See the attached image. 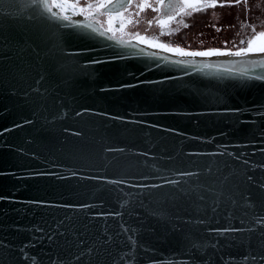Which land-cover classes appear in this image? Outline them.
Listing matches in <instances>:
<instances>
[{
	"label": "water",
	"instance_id": "95a60500",
	"mask_svg": "<svg viewBox=\"0 0 264 264\" xmlns=\"http://www.w3.org/2000/svg\"><path fill=\"white\" fill-rule=\"evenodd\" d=\"M56 31L42 19L0 15V240L13 245L14 254L23 247L43 264H50L49 252L53 261L64 264H264V224L256 223L264 220V190L259 187L264 168L257 167L264 164V82L217 81L199 72L201 63L241 57L197 56L187 58L194 65L178 64L186 58L141 44L155 55L128 56L117 46L125 58L106 60L112 51L103 46L106 38L77 35L61 44L52 35ZM20 37L27 43L18 47ZM34 46L43 66L64 81L48 93L41 89L45 101L40 105L32 103L35 92L24 95L35 75L24 61L35 68ZM259 55L264 54L254 58ZM92 59L104 62L85 64ZM22 71L28 75L22 78ZM220 107L241 112L209 110ZM81 108L93 112L77 117ZM66 127L82 130L83 138L64 132ZM217 168L229 177L231 190L220 197L219 207L190 191L195 178L176 174L201 170L199 183H211L220 177ZM99 175L124 183L91 179ZM36 200L52 203L37 205ZM76 204L89 207H71ZM114 211L123 214V221L94 215ZM122 222L138 229L134 255L118 235ZM212 228L242 231L218 234ZM53 232L63 236H53L50 243L47 237ZM108 236L116 242L106 243ZM193 239L202 247L194 249Z\"/></svg>",
	"mask_w": 264,
	"mask_h": 264
},
{
	"label": "snow or ice",
	"instance_id": "6c2138e0",
	"mask_svg": "<svg viewBox=\"0 0 264 264\" xmlns=\"http://www.w3.org/2000/svg\"><path fill=\"white\" fill-rule=\"evenodd\" d=\"M216 3L217 0H211L212 6H215ZM224 3H239V0H221V6H223ZM206 6L207 5L204 0H154V2L153 0H0V15H3L6 19L26 18L28 21L42 19L57 30L52 35L61 44H66L68 39L74 38L77 35L87 36L92 39L106 38V40L103 41L104 48L112 49V51L107 55L106 60L125 58L122 53L115 51L117 46L126 50L128 56H142L145 54L155 55L154 53H147V49L145 48H140L139 45L141 44H146L152 48H160L166 52H172L179 57L186 58L175 61V63L178 64L194 65V60L187 58H194L197 56L206 57L212 55H227L241 57L239 60H230L223 64L201 63L199 72L204 76L217 81L229 79L245 84L249 81L264 82V55H259L258 58H254L256 54H264V29L256 31V26L254 24L250 25L254 35L247 40L246 46L234 48H207L199 51L189 50L179 45L174 46L169 43L160 42L155 37L150 38L147 35L142 34V32L137 28V26L141 23V13L145 12L146 9H152L156 13V16H154L153 19L147 20L146 23L151 25L153 21H155L161 26V28H163L177 16H191L195 11L205 10ZM178 23H183V19L178 21ZM61 29H68V33L65 34L61 32ZM145 31H147V29H145ZM4 39L7 43L10 38L5 36ZM108 41H112L114 43L109 44ZM133 41H136V43H133ZM15 43L18 47H20L22 44H26L27 41L24 37H20L15 41ZM225 43H227V41H225ZM241 43H243V41H241ZM88 50L89 49H77L75 52H84ZM32 51L37 58L35 68H33L32 64L27 61H24V64L30 71H34L35 75L31 76L32 84L28 85L29 91L24 92V95L28 96L29 92H35L37 95L32 103L40 105L42 101H45V96L41 94V89H43V93H48L49 87H58L56 83L58 80L61 84H63L64 81L56 70H49L43 66L41 63L43 57L40 55L38 46L32 47ZM75 52H68L66 55L72 56ZM102 62L104 61L92 59L86 60L85 64L93 65ZM193 70H196L195 67H193ZM184 74L186 75L187 73ZM26 75H28V73H24L22 71V78ZM164 79H168V77H165ZM33 84L36 87H33ZM130 86L132 85L117 84L114 87L124 88ZM216 86L217 85H212V87ZM200 95H203V93H200ZM53 102L56 101L54 100ZM209 110L219 113L241 112V109L229 107L211 108ZM92 112L93 109L91 108H81L79 112H75V115L79 117L84 113ZM61 115L64 114L61 113ZM100 115L108 116L109 114L100 113ZM58 118V116L53 117V119ZM113 119L123 121L125 117H113ZM24 123L30 124L32 121L25 120ZM63 131L69 133L71 136L81 139L84 135L82 130H76L71 127H66ZM103 151L123 152L124 149L103 148ZM199 154L202 155L203 153ZM224 154L225 153H219V155ZM140 155L147 156L148 154L140 153ZM230 155L235 156L234 153ZM236 158L239 159L238 156ZM245 163L251 165V161H245ZM225 167H227V165H225ZM257 167L264 168V164H259ZM216 171L220 172V177L213 180L211 183H199L201 170H197L196 172H177L176 174L182 178L187 177L189 180L195 178L197 183L193 185V188L190 189V191L193 192L201 202L211 198L212 203L216 207H219L221 202L220 197L224 196L225 190H228L229 192L231 190L227 189L229 177L225 176L221 172L220 168H217ZM207 172L211 173L212 168L209 167ZM71 174L79 175L76 172H72ZM30 175L44 176L49 174L32 172ZM91 179L105 181L112 184L124 183V181L109 180L107 175H99L91 177ZM247 179L250 182L256 183L254 177L251 175L247 176ZM163 183L179 184L181 181L164 180ZM183 183H187V180H184ZM218 185H224L225 188H219ZM160 186L162 185H156L154 187ZM259 187L264 190V182H261ZM184 194L187 195L188 193ZM250 195L251 193H249V196ZM103 202L104 201L101 200V203ZM33 203L43 205L50 204L52 202L46 200H36L33 201ZM249 203H251V201H249ZM71 207L86 208L89 206L76 204ZM213 211H215V208ZM94 215L117 216L121 217V220L123 221V214L119 211L98 212ZM198 222L203 223V221ZM241 223H243V221H241ZM256 223L264 224V220H257ZM118 227L121 229V232L118 235L126 238L124 247L128 248L130 253L134 255V250L138 247V229L131 227L126 222L120 223ZM41 231H43V229H41ZM209 231H214L220 234L224 232H239L242 230L212 228L209 229ZM247 231L252 230L249 229ZM129 233L131 234L129 235ZM53 236H63V233L57 234L53 232L52 235L47 237L50 243L53 242ZM105 242L115 243L116 240L114 236H108ZM66 243L68 242L66 241ZM80 243L83 244L85 242L80 241ZM190 243L194 249L202 247V245L198 244L194 239L191 240ZM12 249L13 245L0 240V264H5V262L6 264H26L27 261H31V264H43V262L38 261L35 256L29 255V251L24 250L23 247L19 249L18 255L14 254ZM89 251H91V249H89ZM103 251L107 255H111V253H108L106 249ZM84 254V252H81L80 256H83ZM46 255L49 257L50 264H64V262L53 261L51 252L46 253ZM73 259L79 260L80 257L73 256ZM253 259H255V257H253ZM261 259H264V256H262ZM112 264H116L115 260L112 261ZM126 264H133V261H127Z\"/></svg>",
	"mask_w": 264,
	"mask_h": 264
},
{
	"label": "rangeland",
	"instance_id": "374dc122",
	"mask_svg": "<svg viewBox=\"0 0 264 264\" xmlns=\"http://www.w3.org/2000/svg\"><path fill=\"white\" fill-rule=\"evenodd\" d=\"M204 2L207 5L205 10L195 11L191 16H177L167 26H159L158 31L162 35L158 32L153 34L157 25L155 21L151 25L146 23L155 16L152 9L141 13V23L137 28L150 38L191 50L246 46L247 40L254 35L250 25L254 24L256 31L264 29V0H239V3H224L223 6L221 0H217L215 6L211 0ZM181 19L183 23H178Z\"/></svg>",
	"mask_w": 264,
	"mask_h": 264
},
{
	"label": "trees",
	"instance_id": "16d2710c",
	"mask_svg": "<svg viewBox=\"0 0 264 264\" xmlns=\"http://www.w3.org/2000/svg\"><path fill=\"white\" fill-rule=\"evenodd\" d=\"M178 18H179V17H178ZM159 26H160V25H158V24L156 25V30L153 31V34H155V33L158 32V33H157L158 35H162V33L158 31ZM154 32H155V33H154ZM158 40H159V39H158ZM159 41H160V40H159ZM160 42H163V41H160ZM169 44L174 45L173 43H169ZM187 49H188V48H187ZM204 49H207V48H203V49H201V50H204ZM189 50H191V49H189ZM197 50H200V49H197Z\"/></svg>",
	"mask_w": 264,
	"mask_h": 264
},
{
	"label": "flooded vegetation",
	"instance_id": "af4514ba",
	"mask_svg": "<svg viewBox=\"0 0 264 264\" xmlns=\"http://www.w3.org/2000/svg\"><path fill=\"white\" fill-rule=\"evenodd\" d=\"M154 12V11H153ZM154 15L156 16V13L154 12ZM155 24H157L156 22H154Z\"/></svg>",
	"mask_w": 264,
	"mask_h": 264
}]
</instances>
